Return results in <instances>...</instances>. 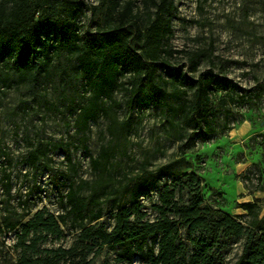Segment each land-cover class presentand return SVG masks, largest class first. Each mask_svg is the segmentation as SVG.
I'll use <instances>...</instances> for the list:
<instances>
[{
	"label": "rangeland",
	"instance_id": "374dc122",
	"mask_svg": "<svg viewBox=\"0 0 264 264\" xmlns=\"http://www.w3.org/2000/svg\"><path fill=\"white\" fill-rule=\"evenodd\" d=\"M82 1L89 9L80 18L81 30H98L96 19L101 26L105 25L107 9L91 8L99 0ZM174 5L169 43L179 52L167 61H159V73L171 81L168 71L180 68L192 82L212 68L222 81L221 96L246 94L249 99L242 104L238 100L230 101L225 108L218 106L217 131L205 136L187 125L181 112L172 109L178 106V98H168V106L164 107L149 98L143 101L132 98L126 88L119 87L113 94L120 103L116 108L118 116L121 120H131L133 126L121 139L112 160L114 184L120 186L144 170L156 171L169 165L168 170L159 174V185L175 184L178 178L195 172L201 179L206 203L246 220L243 205L253 202L260 208L262 217L264 0H174ZM135 6L147 18L143 0H136ZM49 53L53 58L48 70H43L36 80L0 66V228L4 229L0 230V264H27L19 247V235L5 228V220L26 222L39 210L54 215L65 213L61 195L69 191V185L92 182L98 177L83 144L88 145L95 157L101 145L111 138L105 116L92 121L85 133L78 132L77 114L69 107L72 101L84 104L86 97L82 96V80L76 77L75 56L67 50L60 55L53 50ZM195 53L201 55L196 68L190 60ZM120 80L131 88V74ZM173 88L174 84L169 83L168 91ZM191 92L188 91V96ZM36 148L47 153L41 155L39 167L34 169L27 157ZM68 151L74 167L67 160ZM7 174L11 178L9 193L5 185ZM90 193L91 188L84 186L82 194ZM182 194L183 200L188 201V189ZM101 199L103 217L99 221L111 226L113 202L106 196ZM122 199L128 198L123 194ZM157 200L155 189L142 197L150 219L157 217L153 207ZM62 231L61 235L44 237L43 234L37 254H45L44 249L69 247L79 232L71 218L62 224ZM242 247L243 240L223 238L215 249V264H234ZM115 255V249L106 246L93 264H101L104 258ZM58 260L59 264H71ZM135 264L144 262L137 257Z\"/></svg>",
	"mask_w": 264,
	"mask_h": 264
},
{
	"label": "trees",
	"instance_id": "16d2710c",
	"mask_svg": "<svg viewBox=\"0 0 264 264\" xmlns=\"http://www.w3.org/2000/svg\"><path fill=\"white\" fill-rule=\"evenodd\" d=\"M135 1L99 0L91 8L107 9L105 25L96 19L99 28L92 31L80 28V18L89 9L82 0H0V66L36 80L48 70L53 58L49 51L60 55L67 50L75 56L76 77L81 78L82 96L86 97L84 104L72 101L69 107L77 114L78 132L85 133L92 121L105 116L111 136L95 157L83 144L98 177L92 182L69 185V191L61 195L65 213L54 215L39 210L26 222L6 219L4 226L19 235L27 264H59V258L71 264H93L106 246L115 249L116 255L104 258L101 264H135L137 257L144 264H215V249L223 238L243 240L242 252L234 264H264V215L260 217L256 203L243 205L246 220L206 203L201 179L195 172L178 178L175 184L161 186L159 174L169 165L156 171L144 170L120 186L114 184L112 160L121 139L133 126L131 120L118 116L120 103L113 94L119 87L126 88L132 98H149L164 107L168 106V98H178V106L172 109L181 112L183 121L205 136L217 131L218 106L225 108L230 101L242 104L249 99L246 94L221 96L222 81L212 68L192 82L180 68L168 71L171 81L159 73V61H167L179 52L169 43L174 0H143L147 18L135 9ZM200 57L196 53L190 57L195 68ZM126 74H131L130 89L120 80ZM169 83L174 84L172 91H168ZM46 153L36 148L27 160L37 169L41 155ZM66 156L74 167L69 151ZM5 179L9 193L10 175ZM86 185L91 188L88 196L82 194ZM154 189L158 194L153 204L157 217L150 219L142 197ZM185 189L190 194L188 201L183 200ZM123 194L127 200L122 199ZM102 196L113 202L111 226L99 221L103 217ZM68 218L79 230L75 241L69 247L44 249L45 254H37L43 234L61 235L62 224Z\"/></svg>",
	"mask_w": 264,
	"mask_h": 264
}]
</instances>
